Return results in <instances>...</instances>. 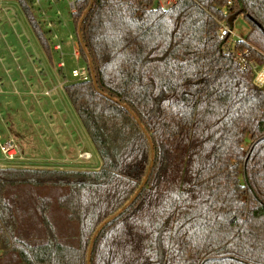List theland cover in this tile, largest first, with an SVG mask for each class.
<instances>
[{"label":"trees","instance_id":"1","mask_svg":"<svg viewBox=\"0 0 264 264\" xmlns=\"http://www.w3.org/2000/svg\"><path fill=\"white\" fill-rule=\"evenodd\" d=\"M40 48L51 47L17 0ZM90 79L63 91L96 169L0 167V264H264V0H76Z\"/></svg>","mask_w":264,"mask_h":264},{"label":"rangeland","instance_id":"2","mask_svg":"<svg viewBox=\"0 0 264 264\" xmlns=\"http://www.w3.org/2000/svg\"><path fill=\"white\" fill-rule=\"evenodd\" d=\"M13 2H14L13 5L18 12V21L20 22V24L21 23L23 24L22 25L23 31L26 33L27 36H29V33L33 35L29 27V24L27 23L25 17L23 16L21 10L18 7L17 1L14 0ZM42 2L43 1H41V3ZM41 3L40 5L33 4V13L45 30L51 29L53 33H55L56 31L57 32L60 31L59 25L65 26L64 28H67L64 33H60V36H58L59 33L58 34L56 33L57 36L63 40L62 52L64 54L60 56L58 51L55 52L51 50L53 62L50 63L46 54L42 51L39 45H36V50L39 52L38 55L35 54L33 50H32L33 52L30 50L29 42H27L25 37L20 34L19 30L17 33L18 35L17 37L15 31L14 32L11 31L10 27H8L7 29L2 28L6 33V39H1L0 37V69L3 68L5 69V71L9 72L11 78H13L15 82H17L16 88L18 89L17 91L19 92H21V88H22L21 82L23 81L22 76L19 72H21L22 69L25 72L27 78L29 79V87L32 84L38 86L39 78H36L35 76L34 73L35 68H38V70L49 69L53 73V75L57 76V79L54 80L52 84L51 83L46 84V89H50L52 85L54 86L57 84L56 85L58 88L57 91L58 93H60L61 90L63 92L62 86L65 83L76 80L71 76V70L79 67H83L85 64L82 62L81 59H79L78 61L73 60L72 55L70 53L71 44L76 43L77 40L75 37V32L73 28L68 2L54 1L49 4L46 2L45 3L43 2V4ZM41 11H44V15H41ZM16 29H18V27ZM231 30L234 41L243 40L249 31V25L241 15H238L233 21ZM69 35L71 36V38L68 37ZM52 42H57V41L52 38ZM29 53H32V56L30 58H29ZM59 60L64 62V68L62 67L63 68L62 70L64 72L65 78L61 77V75L58 73V69L56 66ZM38 61H40L41 64H39ZM40 67H42V69ZM6 85H9V83L4 84V87ZM4 87L2 88L3 93L0 94V98L6 96L4 98H7L8 100H5L3 98L1 100L0 124L8 123L13 126L14 132L17 133L18 136H14L12 138L17 148L19 149L21 156L23 157V160L18 163L17 162L12 163L8 161L0 151V166L4 167L7 165H23V166L28 165L29 167L44 166L47 168H55L54 166H52L53 162L46 161V159L49 158L50 153L53 151L52 149H48L47 147V142L50 143L51 145V141H47V138H45V134L43 133L44 128L41 127V120H43V117L38 113V107L33 106L34 105L32 103L33 95H31V93H29L28 95L27 92L28 86L26 85V89L23 90L22 92L23 95L17 94V96L13 92H11V94H8L4 89ZM34 88L37 89V87ZM41 95L39 93L38 94L35 93L33 97L36 98V100L38 101L40 100L42 102L48 101L49 97L47 95H45L44 93H42ZM20 99L22 100V104L19 101ZM64 102L66 105H68V108L71 111L73 119L76 121L77 125L83 131L82 126L66 96L64 97ZM46 115L53 116V112L50 113L47 112ZM12 126L9 125L8 128L11 129ZM85 149H86L85 147H80L78 148V152L76 151L73 154L77 156L79 152H83V150ZM91 149L94 152L93 148ZM27 157H29V159ZM36 157L40 159H44L45 160L44 163L47 164L38 162L41 160L36 161L35 160ZM78 159L80 160L78 161V164H81L82 161L89 162V164L87 165L82 164L81 166L76 163L73 165H68L70 163H62L67 167V168L62 167V169H75V170L96 169L100 164V160L98 157H94L90 161H87L86 159H82V158H78Z\"/></svg>","mask_w":264,"mask_h":264},{"label":"crops","instance_id":"3","mask_svg":"<svg viewBox=\"0 0 264 264\" xmlns=\"http://www.w3.org/2000/svg\"><path fill=\"white\" fill-rule=\"evenodd\" d=\"M13 1L14 0H0V37H1V39H6V33L3 29H7L8 27H10L11 31H13V32L15 31L17 37H18L17 33L19 30L20 34L25 37L27 42H29L30 50L31 51L33 50L34 53L38 55L39 52L36 50V45H39V44H38L36 38L34 37V35H31V33H29V36H27L26 33L23 31V26H22L23 24L22 23L20 24V22L18 21V12L13 5V3H14ZM41 1H43L44 3L45 2L48 3L47 0H39L38 3H33V4L40 5ZM43 2L41 4H43ZM18 7H19V5H18ZM19 9H20V7H19ZM41 15H44V11H41ZM59 26H60L59 32L54 31L55 33H53V31L51 29H48L46 31H48L47 37L49 39L51 50H53L55 52H57V50L53 49V46L55 45L56 42H52V38L54 35H56V37L58 39L57 41L60 43V46H61V50L58 51L59 55L61 56L64 54L62 52L63 40L58 36H60V33H64L67 28H64L65 26H61V25H59ZM17 27H18V29H16ZM56 33L57 34L59 33L58 36ZM32 34H33V32H32ZM21 35H19V36H21ZM70 49H71V47H70ZM70 53H71V51H70ZM51 55H52V53H51ZM31 56H32V53H29V58ZM38 62H39V64H41L40 61H38ZM49 62L50 63L53 62V57H52V61H49ZM59 62H61V60H59L58 63ZM58 63L56 66L58 69V73L61 75V77L65 78L64 72L62 70L64 68V66H63V68H60V67H58ZM40 68L42 69V67H40ZM0 70H1L0 71V94L3 93L2 88L4 87V84H7V83H9V85H6L4 87L6 92L8 94H11V92H13L16 96H17V94L23 95L22 92L24 89H26V85L28 86V88H27L28 95H29V93H31V95H33V96L35 93L36 94L39 93L41 95L45 91L48 92L47 96L49 98H48V101H46V102H42L41 100L38 101V100H36V98H34L32 96V98H33L32 103L34 104L33 106L38 107V113L43 117V120H41V127L44 128L43 133L45 134V138H47V141H51V145H50V143L47 142V147H48V149L53 150L50 153L49 158L46 159V161L53 162L52 166H54L55 169H62V167L67 168L66 165H63L62 163H70L68 165H73L75 163L78 164V161H80L78 159V155L80 153H87V155H89V159H86L87 161H90L94 157H97V155L94 154V152L91 149L92 146L90 144L88 137L85 136L86 135V134H84L85 132L83 133L81 128L77 125L76 121L73 119L71 111L68 108V105H66L64 102V97H65V95L63 94L64 91L62 92V90H61V92L58 93V91H57L58 88L56 86L57 84L54 86L52 85V87L50 89H46V84H50V83L52 84V82L57 79V76L53 75V73L49 69H46V70H44V69L40 70L39 69L38 70V68H35L34 69L35 76H36V78H39L38 79V86L32 84L29 87V79L27 78V76L25 75V72L22 69L21 72H19L21 74L22 80H23L21 82V84H22L21 92H19V91H17L18 89L16 88L17 82H15L13 80V78H11V76L9 75V72L5 71V69H3V68ZM37 74H39V75H37ZM34 87H37V89H35ZM38 87H40V88H38ZM62 88H63V86H62ZM4 97H6V96H4ZM4 97L0 98V103H1L2 98L5 100H8L7 98H4ZM19 101L22 104V100L20 99ZM32 108H34V107H32ZM47 112H49V113L53 112V116L46 115ZM39 114H38V116H39ZM0 116H1V113H0ZM9 125L12 126L11 124H8V123L0 124V140H5L7 137L12 138L14 136H18V134L14 132L13 126L11 127V129L8 128ZM80 147H85L86 149L83 150V152H79L77 156L75 154H73L76 151L78 152V148H80ZM28 156H29V153H28ZM34 156H36V155H34ZM27 158L29 159V157H27ZM35 160L36 161L41 160L38 162H41L43 164H47V163H44L45 162L44 159H40V158L36 157ZM82 164L87 165V164H89V162L82 161V163L78 164V165L82 166ZM48 165H49V163H48ZM0 167H2V166H0ZM26 167H29V166L26 165Z\"/></svg>","mask_w":264,"mask_h":264},{"label":"built area","instance_id":"4","mask_svg":"<svg viewBox=\"0 0 264 264\" xmlns=\"http://www.w3.org/2000/svg\"><path fill=\"white\" fill-rule=\"evenodd\" d=\"M54 1H67L69 5L70 14L75 11L74 3L76 0H47L48 3H52ZM176 1L177 0H158V3L162 8H168L172 6ZM38 2L39 0H33V3ZM217 35L219 39L226 41L225 51L233 55L234 60L236 61L240 69L244 70L248 67L252 69L253 84L258 88L264 86V65L259 66L254 61L247 60L244 56L246 54L245 51H238L233 49L235 41L233 40L232 30L227 24V22L224 21L220 23L219 28L217 30ZM68 37L71 38L70 35ZM53 39H55L56 41L58 40L56 35L53 36ZM53 49L57 51L61 50V46L58 41L53 46ZM71 55L73 60L75 61H78L81 58L80 49L77 41L76 43L71 45ZM63 66L64 63L62 61L59 62L58 67L62 68ZM71 76L78 81L90 79L89 71L86 65H84L83 67L72 69ZM44 94L48 95V92L45 91ZM0 151L5 156V158L12 163H18L23 160L19 149L17 148L14 140L11 137H7L5 140H0ZM78 158L89 159V155H87V153H80L78 155Z\"/></svg>","mask_w":264,"mask_h":264},{"label":"water","instance_id":"5","mask_svg":"<svg viewBox=\"0 0 264 264\" xmlns=\"http://www.w3.org/2000/svg\"><path fill=\"white\" fill-rule=\"evenodd\" d=\"M239 15V12H236L232 14L228 19H227V24L229 25L230 28H232L233 21L235 18Z\"/></svg>","mask_w":264,"mask_h":264}]
</instances>
